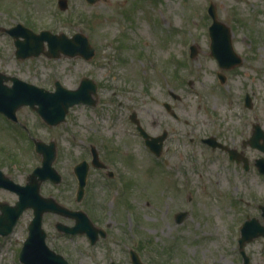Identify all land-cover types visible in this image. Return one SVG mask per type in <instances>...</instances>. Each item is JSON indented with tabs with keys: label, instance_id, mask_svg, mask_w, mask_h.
<instances>
[{
	"label": "rangeland",
	"instance_id": "rangeland-1",
	"mask_svg": "<svg viewBox=\"0 0 264 264\" xmlns=\"http://www.w3.org/2000/svg\"><path fill=\"white\" fill-rule=\"evenodd\" d=\"M68 1L63 10L57 0H0L1 25L22 22L37 32L68 35L82 31L96 48L90 60L19 59L13 38L0 32L1 71L47 89H54L56 80L76 88L84 76L99 84L97 104L73 106L55 126L28 106L18 110L21 124L0 113V169L24 184L42 160L32 137L53 140V165L63 180L44 181L42 194L84 209L98 225H110L108 236L93 245L83 235L59 234L56 222L72 220L46 213L48 245L70 264H131L132 247L148 264H243V222L256 217L264 224V175L218 156L201 138L221 132L240 145L251 136L254 123L264 130V0ZM210 2L231 29L233 46L243 58L239 66L222 69L210 54ZM192 44L195 56L190 55ZM218 72L226 75L224 82ZM247 93L251 107L245 105ZM133 111L150 133L168 131L160 157L139 135L130 119ZM92 145L115 176L91 166L78 202L74 166L84 158L91 161ZM247 150L252 160L264 157L259 149ZM17 198L0 188V201L14 203ZM182 210L188 215L177 223L175 215ZM32 217L27 209L13 232L0 236V264H23L18 254ZM244 248L250 264H264V236Z\"/></svg>",
	"mask_w": 264,
	"mask_h": 264
},
{
	"label": "water",
	"instance_id": "water-1",
	"mask_svg": "<svg viewBox=\"0 0 264 264\" xmlns=\"http://www.w3.org/2000/svg\"><path fill=\"white\" fill-rule=\"evenodd\" d=\"M89 1L94 3L97 0ZM62 5L66 6L63 3ZM209 11L213 16V22L210 25L211 54L218 59L221 67L230 68L241 64L242 58L236 53L232 45L230 28L217 19L214 4H211ZM0 30L8 31L15 37L16 53L21 58L38 56L44 53L48 57H60L62 54H66L70 56L82 55L89 59L95 53L94 47L84 33H77L72 38L68 37L65 33L54 34L49 30L36 33L22 23H18L11 28H5L0 25ZM45 41L48 42V49L45 48ZM9 80L14 82L13 85L9 86L6 83ZM94 92H96L95 82L86 77L82 78L80 86L77 89L66 88L60 81H57L56 90L50 91L24 81L17 76H11L0 71V112L5 113L14 120H17L18 108L28 104L31 108L36 109L48 123H60L65 120L66 114L74 104L80 102L94 103L92 98V93ZM246 104L251 106L249 95H247ZM166 106L169 107L170 105L166 104ZM134 115L135 113L132 116ZM139 128L141 134L146 138V143L159 155L166 133L159 137H151L150 139V135L141 126ZM261 138L264 139V131L260 125L256 124L253 136L249 142L253 147H258L264 151V142H259ZM206 141L214 145L213 137L207 138ZM35 142L36 150L43 156L42 164L35 167L28 175L26 184L22 185L14 181L0 169V187L15 191L19 197L14 205H9L8 203L0 205V235L11 233L22 212L29 207L33 208L34 217L29 224V235L20 252L21 261L25 264H70L64 256L52 250L46 242L47 233L43 228V216L45 212H56L74 218V225L70 226L58 222V229L72 234L86 233L91 239L92 244L96 243L99 239V233L102 236H106V231L103 228L95 226L84 210L71 209L58 202L53 196H44L41 193L43 181L50 179L55 183H59L62 180V175L53 166L56 158V145L54 142L46 143L42 140H35ZM93 163L95 165H102L98 163L96 153ZM257 164L260 170L264 172V158L258 159ZM89 167L86 161H82L75 166V172L79 180L78 201L84 195ZM187 214V211L178 213L176 221L182 222ZM259 235H264V226L256 218L247 220L242 228L241 247L243 248L245 242ZM244 256L245 264H249L248 256L245 253ZM132 258L135 264H142L139 255L134 250L132 251ZM111 264H115V262Z\"/></svg>",
	"mask_w": 264,
	"mask_h": 264
},
{
	"label": "flooded vegetation",
	"instance_id": "flooded-vegetation-1",
	"mask_svg": "<svg viewBox=\"0 0 264 264\" xmlns=\"http://www.w3.org/2000/svg\"><path fill=\"white\" fill-rule=\"evenodd\" d=\"M60 1V0H59ZM64 1V0H63ZM98 100H99V98H98ZM167 111L168 112H170L171 113V109H167ZM172 114V113H171ZM172 116H174L173 114H172ZM175 118H178L177 116H174ZM135 118H137V119H139V121H140V123H141V125L145 128V126L142 124V122H141V120H140V118H139V116H138V114L136 113V115H135ZM156 122H152V125L153 126H157L158 125V123L157 124H155ZM259 124V123H258ZM254 125H255V123L253 124V126H252V133H253V128H254ZM260 125V124H259ZM159 126H160V124H159ZM145 130L147 131V129L145 128ZM164 132H166V135H167V130H163V132L162 133H164ZM148 133H150L149 131H148ZM162 133H158V134H152V133H150L151 135H154V136H159V135H161ZM251 136H252V134H251ZM251 136L249 137V138H247V139H243L242 140V143L240 144V145H236V144H234V142L233 143H231L229 140H228V137H224L222 134H221V132H217V135L215 136L214 135V137H216V140H215V147L213 148L212 147V149L214 150V152L218 155V156H223L224 157V155H225V157H226V159H228L229 161H230V163H232V164H236L237 166H239V167H241V168H244V170H249L250 168L251 169H253V170H257L256 172H257V174L260 176V173L261 174H263L262 172H261V170H260V167L258 166V164H257V160L260 158H255L254 157V159L252 160V158H251V156H250V154H249V151L247 150V148H249V147H252L251 146V144H250V138H251ZM168 138V136H166V138H165V140H164V144H165V142H166V139ZM206 137H202L201 138V140L204 142V139H205ZM235 138V137H234ZM232 140H233V137H232ZM235 140V139H234ZM260 142L262 143L263 142V139H260ZM225 146H227V147H225ZM229 148H232V149H235V154H233L234 155V158H232L231 157V155H230V152H229ZM253 149H257V148H255V147H252ZM163 150H164V145H163ZM99 152V151H98ZM99 155H100V153H99ZM101 159V158H100ZM101 161L102 162H104L102 159H101ZM106 165H105V167H103V168H101L103 171H105L106 172V174L107 175H109V176H111V177H114L115 176V172L113 171V170H111L110 168H109V165L106 163V162H104ZM257 168V169H256ZM94 169H98V168H94ZM260 172V173H259ZM264 175V174H263ZM72 220V219H71ZM29 223H30V221H29ZM29 223H28V225H29ZM72 223H74V221L72 220ZM72 223H70V224H72ZM108 226V225H107ZM27 229H28V226H27ZM59 234H63V235H66V236H71V235H69V234H65V233H59ZM83 236H85V235H83ZM130 262H131V264H133V262L131 261V258H130Z\"/></svg>",
	"mask_w": 264,
	"mask_h": 264
}]
</instances>
